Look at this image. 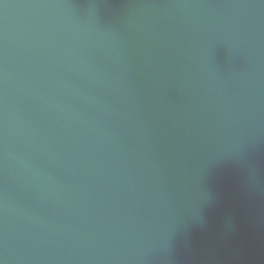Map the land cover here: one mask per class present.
Masks as SVG:
<instances>
[{
  "label": "water",
  "instance_id": "1",
  "mask_svg": "<svg viewBox=\"0 0 264 264\" xmlns=\"http://www.w3.org/2000/svg\"><path fill=\"white\" fill-rule=\"evenodd\" d=\"M264 214V0H0V264H221Z\"/></svg>",
  "mask_w": 264,
  "mask_h": 264
}]
</instances>
